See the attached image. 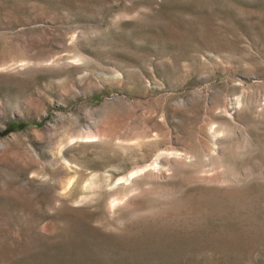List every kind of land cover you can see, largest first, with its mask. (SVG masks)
Instances as JSON below:
<instances>
[{"label":"rangeland","instance_id":"rangeland-1","mask_svg":"<svg viewBox=\"0 0 264 264\" xmlns=\"http://www.w3.org/2000/svg\"><path fill=\"white\" fill-rule=\"evenodd\" d=\"M0 264H264V0H0Z\"/></svg>","mask_w":264,"mask_h":264},{"label":"trees","instance_id":"trees-1","mask_svg":"<svg viewBox=\"0 0 264 264\" xmlns=\"http://www.w3.org/2000/svg\"><path fill=\"white\" fill-rule=\"evenodd\" d=\"M11 124L13 125V124H16V123H15V122H13V123H11Z\"/></svg>","mask_w":264,"mask_h":264}]
</instances>
